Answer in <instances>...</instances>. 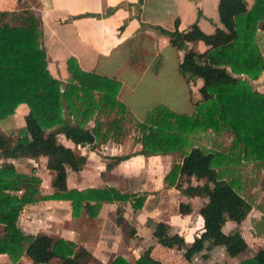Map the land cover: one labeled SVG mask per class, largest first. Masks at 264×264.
Here are the masks:
<instances>
[{"label": "trees", "instance_id": "trees-1", "mask_svg": "<svg viewBox=\"0 0 264 264\" xmlns=\"http://www.w3.org/2000/svg\"><path fill=\"white\" fill-rule=\"evenodd\" d=\"M217 13L223 28L216 26L211 33L202 31L195 21L186 29H179L178 18L171 29L157 27L170 45L182 51L177 69L185 81L191 84L197 78L201 80L200 99L193 103L190 113L177 112L164 103L150 107L143 119L136 121L140 148L131 153L178 154L179 159L171 162L163 178L182 193L193 195L195 188L189 179L194 171L204 177V202L198 210L202 231L187 241L178 232L169 233L166 223L158 222L154 229L158 245L150 246L149 256L141 254L129 261L117 254L108 263L93 264H193V256L204 243L222 246L228 255L245 250L246 243L237 231L225 234L221 230L226 219L239 223L250 209V204L238 195L234 173L225 176L221 166H234L252 158L264 160V91L251 84L264 68L257 42V31L264 29V0H254L249 8L243 0H218ZM40 22L39 16L23 3H18L17 9L0 10V118L11 114L19 103L28 109L11 141L0 133V253L10 259L3 264H14L23 253L34 263L53 258L58 264L78 262L73 241L20 229L16 220L24 204L37 199L66 198L70 200L72 215L83 208L93 216L101 202H115L113 221L125 229L127 237H132L134 229L123 216V204L128 202L137 210L145 199L144 194L122 191L113 185L71 187L40 194V177L14 165L13 159L18 156H44L45 168L55 173L56 185L63 188L62 170L80 169L82 159L71 145L58 140V134L74 144L92 142L98 133V126H89L92 115L125 110L116 98L120 81L83 70L73 56L66 59L70 77L65 83L50 74L40 43ZM194 40H201L207 48L196 51L185 46ZM226 127L232 130L229 151L204 150L191 144L190 136L197 130L218 131ZM101 156L105 169H109L129 155ZM178 206L183 213L190 211L188 203L180 202ZM79 249L78 256L87 254ZM163 249L175 250V255L165 259L157 251ZM237 264H264V246Z\"/></svg>", "mask_w": 264, "mask_h": 264}, {"label": "crops", "instance_id": "crops-1", "mask_svg": "<svg viewBox=\"0 0 264 264\" xmlns=\"http://www.w3.org/2000/svg\"><path fill=\"white\" fill-rule=\"evenodd\" d=\"M24 1L0 0V10L17 9L18 3ZM217 1L142 0L138 3V0H27L30 3L29 7L39 16L41 21L40 43L45 51L46 67L50 74L65 83L70 77L66 69V59L73 56L83 70L115 77L120 81L116 98L125 105L126 111H130L134 117L135 114L140 116L137 119L138 121L143 119L146 111L157 103H164L172 110L181 112L172 105L167 104V102L159 100L160 97L156 96V94L163 93L162 89L166 90L167 94L177 93L178 83L182 84L181 88L184 91L182 99L184 98L188 104V111L185 112L190 113L193 110V103L200 99L198 87L201 80L197 78L191 84L185 81V78L177 69L182 51L170 45L167 36L160 32L157 27L171 29L174 25V19L178 18L177 27L179 29H186L194 21L205 33L213 32L216 26L223 28L218 18ZM243 2L245 7L249 8L254 0H243ZM136 8L138 9L136 10ZM106 9L109 11L104 13ZM257 42L264 61V29L257 31ZM185 46L196 51H203L207 48V45L201 40L187 41ZM115 58L117 64L110 68L111 70L106 68L101 70V66L100 70H97L99 63L103 65L104 62H109ZM169 69L173 70L174 78L177 79V83L172 85L163 79ZM147 78H149V81L154 80L157 86L152 87L151 82L147 83ZM142 83L143 89L140 93L143 94V99L139 102L133 95L137 94L135 92ZM251 84L256 90L264 91V68L257 78L251 80ZM192 93H197V96H194L193 99H191ZM21 105H25H19L24 117L25 109ZM88 123L89 126H98V133L94 135L92 142L74 144L62 134H58L63 138L61 141L64 144L71 145L74 150L77 149L76 154L82 159L80 169H66V174L69 177L70 174L73 175L71 178L73 183L70 182L66 189L71 187L80 189L88 186L102 187L104 185L117 187V184L108 181L105 173H108L107 176L109 177V173L113 174L115 168L119 166L129 168L131 164L135 163L136 159L138 161L143 160L141 165L144 167L142 169L138 166L131 168L136 170L133 172V181L139 179L141 185L133 184L131 179H128L129 185L122 189L119 186L117 187L122 191L145 195L142 206L134 210L136 213L143 208L148 196L155 193L153 190L159 188H157V184L154 185L155 183L150 181L154 179L157 182L159 176L155 175L150 178L151 173L149 171L158 170L163 167V164H167L166 158L161 159L156 164V158L160 154H131L134 149L131 151L130 147V151H125V148L121 145L117 147L119 141H112L110 145H108L109 141L100 144V124H96L94 119H90ZM101 154L129 156L115 163L111 168L105 169V162ZM39 158L42 159L43 169L47 170L44 165L45 157L39 156ZM22 160L27 162L34 160L36 162L37 157L18 156L13 159L14 165L17 167ZM150 161L151 167H148ZM18 168L22 169L19 166ZM29 171H33L32 167ZM51 172L55 174L53 171ZM88 172L95 174L100 183L90 184L86 182L88 179L91 180V176H87ZM136 175H139V178L134 179ZM53 178L55 179V175ZM75 179H79V185L74 183ZM161 184H159L160 187ZM168 186L173 187V185ZM249 204V211L239 223L226 219L221 225L222 232L229 228L227 227L224 230L225 226H237L240 229V237L246 243L245 250H243V252L247 250L246 254L238 252L234 255H228L225 252L226 262L229 263L228 260H230V264H237L242 259L252 256L257 248L264 246V205H260L262 210H259L256 205ZM115 207V202L103 201L93 216L88 215L83 208L77 215H72L69 199H37L22 206L16 224L24 232L33 234L42 232L51 235L53 238L62 237L73 241L75 252L78 246L91 256V259L86 260L84 264H93L97 261L108 263L117 254L131 261L141 255L140 251L143 249L144 235L140 233L138 224L148 219L141 220L140 218L138 223L134 221L135 219L130 220L129 213L133 212V209L128 202L124 203L123 216L134 229L132 237H124L122 231H120L121 227H118L112 218ZM182 215L184 216L186 213ZM2 229L3 224H0V232ZM200 231H202V224ZM177 232L187 241H191L195 236L188 239L179 230ZM215 246L223 249L219 245L210 247ZM131 254H135L132 259L128 258ZM195 257L196 255L193 258ZM161 259L163 260V258ZM9 261L7 254L0 253V264ZM164 262L165 264H175L168 261ZM24 263L58 264V260L53 258L45 263H34L23 253L14 264Z\"/></svg>", "mask_w": 264, "mask_h": 264}, {"label": "rangeland", "instance_id": "rangeland-1", "mask_svg": "<svg viewBox=\"0 0 264 264\" xmlns=\"http://www.w3.org/2000/svg\"><path fill=\"white\" fill-rule=\"evenodd\" d=\"M32 3V1H30ZM24 5L30 6V3L25 0L23 2ZM29 9H31L29 7ZM138 8H136L137 10ZM32 10V9H31ZM33 11V10H32ZM34 14H36L33 11ZM100 60V59H98ZM117 60L116 58L109 61L104 62V64H100L97 67V70H101L106 68L110 69L114 66H116ZM111 70V69H110ZM151 71V69H150ZM153 71V70H152ZM174 72L173 70L169 69L167 70V75L163 78L165 81L169 82L170 85L173 83H177V79L174 78ZM148 77V76H146ZM147 83L151 82L152 87L157 86V83L152 80L149 81V78L146 79ZM63 83V82H62ZM144 83V82H143ZM143 83L139 85V89L136 90L133 96L137 98L139 102L142 101L143 94L140 93L143 89ZM182 84L178 83V86L176 87L177 93H170L167 94L166 90H163V93L156 94V96L160 97L159 100H163L164 102H167V104L172 105L175 109H178L181 112L188 111V104L182 99V96L184 95V91L181 88ZM166 88L165 86H163ZM168 89V88H167ZM197 92V91H196ZM199 93V92H198ZM139 95V96H137ZM191 99L194 98V96H197V93L191 94ZM133 97V98H134ZM200 97V95H199ZM195 99H197L195 97ZM194 99V100H195ZM162 102V101H161ZM20 103L16 105L14 108V111L11 114H8L2 118H0V133L4 134L7 141H11L13 137L15 136L17 130L23 125L24 123V117L28 114V109L26 106H22L25 109V116L23 117V113L20 110ZM192 112V111H191ZM135 114V113H134ZM140 118V116L135 117L132 115L130 111H118L115 112L114 110L110 111H100L96 112L94 114V117L92 115L91 120L94 119L95 123L96 121L100 124V144H103L104 142L107 143L109 141L108 145L112 143V141H119V144L117 147L125 148V151H128L131 147L134 149L133 151L138 150L140 147L138 142V136L140 132L137 129L136 121ZM113 119H116V121H113ZM92 123V122H91ZM58 140H63L61 136L57 137ZM191 144L197 145L201 147L204 150H219V151H229L232 142V130L230 128H221L218 131L213 130H197L195 133H193L190 136ZM121 147V148H122ZM129 150V151H130ZM77 149L75 150V152ZM154 154H160V156L156 159V164L163 159L166 158L167 164H163V167L157 169H153L151 172L150 178L153 176H159V179L157 180H150L152 183H155L154 185L157 186V190H153L155 193L148 196L147 201L144 203V206L142 209L137 211L135 213L133 212L130 214V220L135 219L134 221L137 223L141 220L148 219L145 222H139V231L140 233H143L144 235V241H143V249L140 251L142 255L148 254V249L150 246L155 247L158 245V242L156 240L155 236V228L158 222H164L168 226L169 233H172L174 231H180L183 234H185V237L188 239H191L194 235L199 233V229L202 224L201 217L199 215V207L204 202V198L202 195V187L204 185V177L201 176V174H198V171H194V174L189 179V184L195 188L192 194H186L182 193L180 189H176L175 186L170 188L164 178V174L168 171L170 164L172 161H177L179 159V155L176 153L173 154H167V153H154ZM42 159L37 157V161H26L22 160L20 163H18L17 167H21L23 171L27 172L32 167L33 173L37 174L40 177V183H39V193L40 194H49L51 192L57 191V190H64L66 189L67 185H70V182L73 183L72 174H70V177L68 174H66V169L64 168L62 170L63 177H62V184L64 185L63 188H60L56 185L55 179L53 178L55 174H52L51 171L45 170L42 167L43 162H41ZM143 160H137L134 164H131L129 168H123L122 166H119L118 168H115L114 173H109V177L107 176L108 173H105V176L107 177L108 181L110 183L117 184V187L119 186L121 189L126 187V185H129L128 179H131L133 184L141 185L139 183V179H136L133 181V172L136 170L131 169L133 167H142L141 164ZM155 166V165H154ZM148 167H151V161L148 163ZM221 169L225 170V176H232V174L235 177V181L238 184L237 192L238 195H240V199L243 201H246L248 203H252L256 205V208L259 210L261 209V206L264 205V160L263 159H249V160H242L241 162L234 163V166H229L228 164H223L221 166ZM227 169V170H226ZM30 172V171H29ZM88 177L91 176V180H87L86 182H89L90 184L93 183H100V180L96 178L95 174H91L88 172ZM138 177L139 175L134 176V179ZM74 183H80L79 179H75ZM162 183V184H161ZM161 184V187L160 185ZM79 185V184H78ZM153 185V186H154ZM184 182H181V187H184ZM152 186V185H151ZM81 187V186H79ZM169 188V189H166ZM156 189V188H155ZM184 202L188 203L190 211L186 213V215L183 212L179 211V203ZM261 205V206H260ZM147 223V225H145ZM149 223V224H148ZM225 226L223 233L228 234L232 233L234 231H237L240 235V229L237 228V226ZM145 227V228H144ZM184 227V228H183ZM231 227V229H230ZM158 228V227H157ZM229 230V231H228ZM120 231H122L124 237H127L126 231L123 227H121ZM80 247L77 246V251L75 254V257L77 258L78 262L77 264H84L86 260L91 259L90 254L86 255H79L78 252L81 251L79 249ZM159 253L162 252L164 254L165 259H167V256L175 255V250H157ZM247 251V250H246ZM241 251L243 254H246L247 252ZM135 256V254L129 255L128 258L132 259ZM194 257V256H193ZM174 259V257H172ZM193 264H230L226 262V254L225 251L218 246L210 247L209 245H204L197 251L196 257L192 259ZM25 264V263H24Z\"/></svg>", "mask_w": 264, "mask_h": 264}]
</instances>
